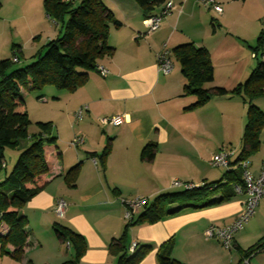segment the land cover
<instances>
[{
	"label": "crops",
	"instance_id": "0c3cea01",
	"mask_svg": "<svg viewBox=\"0 0 264 264\" xmlns=\"http://www.w3.org/2000/svg\"><path fill=\"white\" fill-rule=\"evenodd\" d=\"M102 1L120 25H110L107 42L113 51L97 60L96 67L88 71L87 81L72 91L51 85L39 92L21 88L28 117L36 125L33 134H46L36 122H49L58 147L48 150L51 166L41 175L46 183L19 210L26 216L29 230V243L19 264H60L73 259L71 244L65 241L62 245L54 233L55 224L68 226L83 237L85 251L76 264H117L118 255L109 251V243L123 233L129 254L133 244L152 246L137 264H157L156 249L168 240L170 256L185 264H235V257L230 258L223 250L227 249L205 230L211 224L231 222L244 208L243 195L236 194L220 204L185 208L154 223L130 226L124 218V201L138 196L150 200L175 190L177 187L171 185L174 179L195 185L222 179L224 173L212 170L209 160L222 149L232 153L231 160L238 155L246 102L233 93L212 96L204 104L191 107L196 97L185 93L180 65L174 63L164 74L156 55L166 49L173 57L175 46L193 42L209 51L213 81L205 87L232 89L242 84L257 64L251 54L259 32L264 31V0H214L222 7L221 13L201 8V0H163L154 14L170 1L175 9L152 33H146L142 9L135 0ZM42 3L0 0V59H11L15 50L17 63L24 65L61 34L60 25L49 17ZM254 104L264 111L261 98ZM79 108L83 109L82 116L76 118ZM114 116L123 120L118 125L99 123L101 117ZM76 135L83 137L77 147L70 144ZM104 150L106 154L101 156ZM263 160L261 141L246 159L254 177ZM76 164L77 176L68 184L64 172ZM2 166L0 181L6 174L5 161ZM59 198L66 202L62 218L55 212ZM245 226L247 234L260 235L262 229L264 233V199ZM6 230L1 224L0 233ZM240 233L235 234L231 249L239 254L237 264H251L254 253L241 260L246 249L240 245Z\"/></svg>",
	"mask_w": 264,
	"mask_h": 264
},
{
	"label": "trees",
	"instance_id": "16d2710c",
	"mask_svg": "<svg viewBox=\"0 0 264 264\" xmlns=\"http://www.w3.org/2000/svg\"><path fill=\"white\" fill-rule=\"evenodd\" d=\"M135 1L142 9L144 18L154 15L155 7L163 3V0ZM42 4L49 17L60 25L61 34L38 49L24 65H17V62L8 58L0 59V171L3 168L4 148L8 145L16 148L22 141L27 142L20 149L12 170L0 181V226H7L6 232L0 233V252L18 261L29 243L27 218L19 210L46 183L41 175L51 166L48 150L51 146L58 147L56 137L50 134L49 122H36L46 134H28L27 127L31 121L21 88L39 92L51 85L59 90L72 91L81 86L87 81L88 71L96 67L97 60L113 51L107 42L110 25H120L102 0H79L77 3L43 0ZM263 45L264 31L261 30L254 51ZM172 54L186 80L185 93L196 97L191 107L204 104L212 96L237 93L243 97L247 104L246 122L240 151L231 160V165L246 160L264 141V111L254 104L255 99L264 95V60L257 58L256 66L242 84L232 89L221 86L209 89L205 85L213 81V66L207 48L187 42L175 46ZM104 154L106 150L101 156ZM151 156L152 153H149L148 157ZM78 167L79 164H76L64 172L68 184L74 182ZM242 174L243 169L237 166L227 169L222 179L159 193L150 200L148 198L126 226L154 223L185 208H202L229 201L236 196L233 184H243ZM53 230L59 239L69 242L74 250L73 259L60 264H76L85 251L83 237L62 224H55ZM263 245L264 236L262 241L244 251L241 260L259 251ZM8 246H12V249ZM170 246L171 240H168L157 247V264H185L170 256ZM151 250L149 244L136 245L129 254L124 233L109 243V251L118 255L117 264H137Z\"/></svg>",
	"mask_w": 264,
	"mask_h": 264
},
{
	"label": "built area",
	"instance_id": "2783aa9c",
	"mask_svg": "<svg viewBox=\"0 0 264 264\" xmlns=\"http://www.w3.org/2000/svg\"><path fill=\"white\" fill-rule=\"evenodd\" d=\"M67 1L75 3L78 0ZM200 2L204 5V7L212 8V10L217 13L222 12V7L214 0H201ZM172 9H175V5L170 1L165 4L159 13L145 17L143 19V24L145 25L146 33H152L158 30L161 26L162 19ZM262 23L264 25V18ZM251 55L256 59L258 58L264 60V45L259 48V50L253 51ZM156 59L159 70L164 74L169 73L173 69V58L168 50H160L156 55ZM11 60H18L15 50H13ZM98 69L101 74H106V70L104 68L98 67ZM82 110V108H79L75 112L76 118H80L82 116ZM122 120V116L101 117L99 118V123L102 125H118ZM81 143H83V137L79 135L74 136L70 141V144L75 147ZM231 155L232 153L230 151L222 149L211 156L209 163L213 167H224L230 169ZM237 166H240L243 169V184L241 185L239 183H234L232 187L237 195L244 196V208L231 222L223 226L211 224L205 230V234L207 236L216 238L226 249H231L233 247L235 234L244 228L247 222L254 215L259 203L264 199V160L262 161L259 174L256 177H254L248 171V161H240ZM171 185L182 188H192L195 186V184L182 182L176 179L171 182ZM147 201L148 198L144 196H138L131 200H125V221L129 222L133 220L136 217L138 211L147 203ZM65 209V200L63 198H59L55 204V212L59 218L64 217ZM66 244L69 245V242ZM134 247L135 244L130 247V251H132Z\"/></svg>",
	"mask_w": 264,
	"mask_h": 264
},
{
	"label": "rangeland",
	"instance_id": "374dc122",
	"mask_svg": "<svg viewBox=\"0 0 264 264\" xmlns=\"http://www.w3.org/2000/svg\"><path fill=\"white\" fill-rule=\"evenodd\" d=\"M77 2H79V0L76 1L75 3H77ZM199 6H201V8H206V7H204V5L201 2L199 3ZM67 19H68V15L65 16V20H67ZM261 25H263V24H261ZM17 61H15V62H17ZM173 62L175 63V66H179L178 61H176L174 59ZM16 64L19 65L18 63H16ZM259 98H261V100L264 102V95L259 96ZM35 126L36 125L34 123H32V124L30 123V125L27 127V131H28L29 135H32L36 131ZM21 144H23V141L16 148L14 146H9V145L4 148V152H3L4 157H5L4 161L7 164L6 173H9L12 170L14 164L16 163L18 156H19L20 149L24 147ZM211 169L215 170L217 172H222V173H224L227 170V168H224V167H214V169L213 168H211ZM0 176L1 177L4 176V170H2V172L0 173ZM171 191H174V190H171ZM253 216H252V218H253ZM248 222H247V224H248ZM244 227H246V226H244ZM240 232H241L240 234H243L241 236L242 239H240V245L242 246V248H244V250L245 249L248 250L250 247H252V246L258 244L260 241H262V238H260V237H261V235L264 234L263 229L261 232L262 234H260V235L258 233H248L247 234V233H245L246 232L245 228L243 230H241ZM62 245L64 246V242L62 243ZM63 248H64V250H66L65 247H63ZM223 250L225 251V253H227L229 255L230 258L235 257V260H237L235 262V264L238 263L239 254L237 252H235L233 249H230V250L223 249ZM254 254H255L254 255L255 257L252 258L250 263L251 264H264V245L259 251H257ZM0 264H19V262H18V260L13 259L9 255L2 254L0 252Z\"/></svg>",
	"mask_w": 264,
	"mask_h": 264
}]
</instances>
